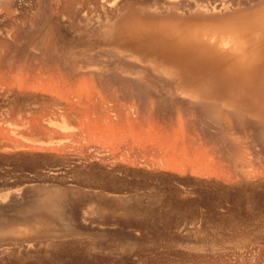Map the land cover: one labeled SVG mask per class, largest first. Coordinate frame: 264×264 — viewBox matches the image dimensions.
<instances>
[{"label":"rangeland","instance_id":"rangeland-1","mask_svg":"<svg viewBox=\"0 0 264 264\" xmlns=\"http://www.w3.org/2000/svg\"><path fill=\"white\" fill-rule=\"evenodd\" d=\"M5 1L4 4H0V18H3L0 19V31L3 26L6 27L7 21H11L13 27L9 34L13 32L12 35L15 37L11 36L15 41L11 36L10 40L9 36L2 37L0 33V40L4 39V47L1 44L3 41H0L2 68H0V197L6 194L8 199L15 198L16 202L10 205L7 200L0 202V264H217L215 260L217 253L221 255L218 256L222 261L223 254V257H226L224 260L228 259V264H236L238 260L234 259L232 253H236L240 247V250L245 249L247 254L245 256H248L244 260L250 258L245 261L251 260L249 255H252L254 261L252 263H264V149L257 144V139L260 137L258 133L235 132L234 135L239 140V151L233 157L223 154L216 146L211 145L212 143L207 144L205 139L202 146L198 145L200 149H197V145L193 147L190 145L193 149L190 146L184 148L183 151L190 158L182 152L185 159L180 161H178L180 158L176 159L174 156L165 157L164 152L157 147L151 148L146 142L140 146L138 144V140L142 139V136H138L140 133L146 138L149 134H153L154 139L158 140L164 138L162 135L165 129L166 135L170 134V130L168 127L159 129L161 131L148 129L150 120L152 125V119L148 118L151 114L147 116L129 107L121 94L114 91L115 86L107 85L108 91H106V85L103 89L104 84L102 86L100 81L99 85V79L97 80L94 75L90 76L91 73L82 72L79 73L80 76H77V73L75 76L72 75L73 78L68 68L65 69L68 72L63 71L67 66L64 60L61 61L64 64L60 63L61 66H58V71L55 69L56 66L50 67L45 60L48 57V52H45L47 49L53 52V49L60 46L61 54L56 49L52 55L58 52L63 57L62 53L66 52L64 56L68 54L74 57V61L76 58L78 64H81V61L82 64L84 61L93 64L92 61L96 62V58L98 63L103 51H107L105 56L107 57L110 53L108 51L112 52L116 49L115 44L101 42L102 39L98 37L89 44L87 27L80 20L78 21L76 9L72 10L76 5L80 14L103 17V12L94 1L71 0L76 3L72 4L69 0L70 2H66L73 6L72 8L69 5V9L63 8V0ZM111 1L104 0L105 3ZM117 1L122 2L120 3L122 6H119L122 9L119 8L117 11L118 16L123 18L122 21L120 20L121 25L127 23L134 26L136 22L144 24L152 22V20L142 22L141 11L148 12L149 9L162 3V0ZM7 5L12 10L11 15L6 14ZM53 7L55 10H52ZM53 14L56 19L53 18ZM58 14L65 19L62 20ZM6 16H9L10 20ZM68 19L71 21L69 22ZM73 19L78 22L75 23ZM78 28L79 32L82 31L84 34L79 33ZM122 28L127 32L125 27ZM54 42V46L57 44L59 46L54 47L52 45ZM133 43L135 42H132L129 48L134 51L141 50L148 54L156 52L157 56L172 53V49L152 35L144 37L139 45ZM6 45H9L8 48ZM40 47L45 48H43L45 51L42 49L44 53L40 52ZM118 47V49H126L125 46ZM12 48L17 50L13 52ZM85 48L86 52L91 48L89 49L91 51H88L90 55L85 54ZM92 54L93 57L96 56L95 59ZM90 57L94 60L91 61ZM4 58L7 61H4ZM30 62L35 63L36 69ZM5 65H30L28 68L32 72L28 68H22L23 72L18 73L19 83L12 77L5 76L7 68ZM43 66L47 71H52L54 67L52 72H48L50 76L46 74L47 71L45 72ZM33 69L38 70V74L33 72ZM2 70L4 73L1 72ZM66 73L72 78H68L70 76ZM33 74H37L39 78ZM40 75L48 77V81H51L55 88L47 78L41 79ZM60 75L67 77L65 81L67 84L64 82L65 77L59 78ZM83 75L85 77L88 75L92 79L89 77V81ZM9 78L10 80H7ZM24 78H26L25 82ZM84 78L86 81L83 80ZM71 79L74 81L73 84ZM95 80H97L95 85L98 84L97 90L91 88L95 87ZM58 82L65 84L58 85ZM85 82L89 84L85 85ZM60 86L64 87L66 93L63 94ZM76 87H79L80 91H78L81 92L84 100H81L80 96V100L77 101L76 95L72 96L76 94ZM87 87L91 88L92 93ZM57 88H60V93ZM99 88L100 93L113 90V93L107 94L113 95L110 98L118 97L117 99L114 97L113 100H119L116 101V105H120L114 107L113 100L109 102V96L107 99L103 97V93H99ZM68 95L70 96L66 99ZM70 100L74 102L71 104ZM55 101L57 106L53 103ZM20 108L25 109V113ZM124 108L127 110L125 111ZM69 109L70 115H67L66 110ZM129 110L132 115L129 114ZM60 112L65 115L64 118ZM142 115L145 116L144 120L141 118ZM152 117L153 121L158 120V117L157 119L154 115ZM25 119L29 123H26ZM62 120L68 122L67 127L62 126ZM140 121L143 127L139 126ZM144 121L148 126L144 127ZM33 125L37 126L36 129ZM146 129L149 130L148 133L151 130L153 133H145ZM62 136L66 138L60 145L62 147L58 148L56 145L59 143L55 140ZM50 145L55 147L52 148ZM190 150L194 154V151L200 152L191 155ZM88 171L98 175L102 172L101 174L104 173L107 177L111 175L110 177L122 190L116 194L121 195L122 202L125 204L127 202L126 206L130 210H121L119 201L110 196V192L109 195L100 196L99 189L93 185L94 176L92 174L88 176ZM55 186L67 191L63 205L65 220L63 216L60 219L45 215L17 216L12 213L13 210H10L13 206L15 208V205H24L26 200L33 198L38 190ZM165 198L173 200L176 204L170 206L164 203ZM94 199L106 203L107 206L111 205L113 209L95 212L90 205L92 204L90 200ZM18 226L28 229L15 233L9 229Z\"/></svg>","mask_w":264,"mask_h":264},{"label":"bare ground","instance_id":"bare-ground-1","mask_svg":"<svg viewBox=\"0 0 264 264\" xmlns=\"http://www.w3.org/2000/svg\"><path fill=\"white\" fill-rule=\"evenodd\" d=\"M63 1H64L63 8L65 9H69V5L72 6V4H76L73 2L74 0L73 1L70 0L72 4L68 3L70 2L69 0H63ZM93 1L98 6L99 10L103 12L102 13L103 17L102 16L90 17L84 14H80L76 5H74V8L72 6L73 8L72 10L76 9V12L78 13L76 14L78 16L77 17L78 21L80 20V22H82L87 27V36L89 37V44H92L93 39L95 37H98L102 39L101 42H105L107 44H115V48L117 50L116 49L112 50V52L108 51V53L109 52L110 53H109V56L107 57H105L107 55V51L106 50H105L106 52L103 51L102 54L105 58L103 56H100L103 58L99 57L98 59L100 62L98 63H97L98 61L97 58H96V62L92 61V59L96 57L95 55L93 57V54H92L93 58L91 57L90 58L93 64H91V62L87 63L86 61H84L83 64H82V61H81V64L80 63L78 64V62L76 63V58L74 61V57L68 56V54L64 56L66 52L62 53V55L64 54L63 57L60 56L58 52H57L58 55L57 53H54L56 55H52L54 50L56 51V49H58L57 51H59L60 50L59 48H61V46L59 48L57 47L58 44L54 46L53 44H55V42L52 43V45L57 48L53 49V52L49 51L50 49H47L45 51L44 50L45 46L43 47L44 49L40 47L41 51L40 50L39 51L43 52L44 50L45 52H48L47 54L48 57L47 59H45L46 63L48 62L47 64L50 67L51 65H53L54 67L56 66L55 67V69H57L56 71H58V66H61L60 64L62 63L61 61L64 60L68 67L65 65L66 67L64 66L65 68L64 70L63 69L62 70L64 72L69 71V74H71V76L72 75L75 76V74L77 73H78L77 76L78 75L80 76L81 74L79 73L84 72L85 74V72L86 73L89 72L92 74L90 76L94 75L97 78V80L99 79L98 81L99 85H100V81L102 82L101 83L102 86L104 84L103 89L106 85V88H105L106 91H108L107 85L108 86L112 85L113 87L115 86L114 91L121 94V97L125 100V103L127 102L129 107H131L135 111L138 110L140 113L143 112V114H147V116L151 114L150 117H148L152 119V125H151V120L149 124V126L151 125V128L145 122L146 120L143 122L144 127L148 126L147 128L148 129L153 128L152 130L154 129L159 130L163 127L165 128L168 127V129L170 130V134L166 135L165 133L167 132L165 131L167 130L165 129L164 135L166 136L162 135L163 134L162 132L161 135L164 138L162 137L163 139L159 138L160 140L159 139L156 140V138L154 139L153 134L152 135L149 134V133H153L152 130L151 132L148 133L149 130L147 131L146 129L145 133L147 132L149 136L150 135L151 136L150 137L148 136V138H146V137H143L144 134L141 135L140 133L138 136H142L141 141L143 140V138H145L144 141L142 142L138 140V144L140 146H142L146 142L147 144H149L148 146H150L151 148L157 147L162 152H164L165 157H168L169 155L174 156L176 159L180 158L178 159V161H180L181 159L183 160L185 159L182 156V152H184L183 151L184 148H187L190 145L192 147L196 145H197L196 147H198V145L202 146L201 144L203 140L205 139L207 144L212 143L211 145L216 146L217 149L222 151L223 154L230 155L231 157H233L239 151V148H238L239 140L238 138L235 137L234 133L242 132L243 134L245 133L248 134V133L256 132L260 136L259 139H257L258 140L257 144H259V146L264 149V0H162V3L159 6H155L152 9H149L150 11L148 12L141 11V16H142L141 21L145 22L146 20H152V22H148L145 24L136 22L135 26L128 25L127 23L126 25L125 24L121 25L120 20L122 21L123 18L118 16L117 11L120 8L119 6L122 4V2L117 1V0H113V1L110 0L111 2L109 3H105L104 0H96V1L93 0ZM5 2H6L5 0H0V4H4ZM52 5L56 6V4L54 3H52ZM7 7L8 5L5 7V9ZM56 7H58V5ZM53 8L52 10H55V8L54 9ZM62 9L61 11H63ZM5 11H6V14L8 13L7 15H11L12 10H10L9 7ZM65 14L64 15L62 14V15L66 17ZM58 15L60 16V14ZM15 16H17V14ZM54 16L55 15L53 14V18ZM67 17H68V14H67ZM70 18H74V17H70ZM0 19L3 20V18H0ZM7 19L10 20L9 16L7 17ZM63 19L65 18H62V20ZM68 20H66V22ZM70 21L71 20H69V22ZM73 21H75V19H73ZM78 21H75V23ZM5 25L6 27L3 26L0 33L2 37L9 36L8 38L10 40V36L12 35L13 32L11 34L9 33L11 32V27H13V24L11 23V21H7ZM122 27H125L127 29V32L123 31ZM77 30L79 32V28ZM14 33H15V30H14ZM151 35L154 36L158 41L163 42L170 49H172V53L171 54L169 53L167 55L157 56L156 52L148 54V53L142 52L141 50L134 51L133 49L129 48L130 47L129 45H131L132 42H135L133 44L139 45L142 39H144V37L151 36ZM13 37L11 39H13ZM8 38L6 39L8 40ZM3 40H0V41H3ZM13 40L15 41V39ZM11 42L14 43L13 41ZM1 44L4 47L3 45L4 41ZM9 45H6V47L8 48ZM11 45L14 46L15 44H11ZM118 46H125L126 49H118L119 48ZM89 49L87 50V52H86V48L84 49L86 52L84 53L86 55L89 54L88 51H91ZM15 50L13 49V52ZM59 52L61 54V51ZM94 54H95V51H94ZM57 56H60V58ZM41 58H44V57H41ZM100 59H102L103 61H101ZM4 61H7V60L4 58ZM8 61L12 63L10 60ZM34 62L36 63L37 61L34 60ZM26 63L29 64L28 62ZM35 63L32 64L30 62V64L32 65H35ZM41 64L44 65V63H41ZM102 65H106V66H102ZM45 66H43L42 68H45ZM5 67H7L5 71V74H6L5 76H8L10 78L12 77L14 81L17 80L18 82L19 81L18 73H22L23 72L22 68L26 69L30 67V65H26V66L25 65L24 66L23 65H15V66L5 65ZM53 68L51 69L52 71H53ZM34 69H36V65ZM34 69H33V72H37L38 74V70L34 71ZM65 69H67L68 71ZM28 70H30V68H28ZM30 71L32 72V70ZM30 71H29V74L31 75ZM46 71H47V68H45V72ZM49 71H47L46 74H48ZM1 72H3V70ZM56 73H59V72H56ZM37 74L35 75L33 74V75L36 76ZM46 74L45 76H48V75L50 76V73L48 75ZM59 74H61V72ZM52 75H55V73L54 74L52 73ZM64 75H60V77L59 76L58 77L59 78H61L62 76L65 77ZM71 76L68 78L73 77ZM83 76L85 77V75ZM40 77L41 79L45 78V80L47 78V81H48V77H43L41 75ZM51 77L53 79V76ZM86 77L89 80L88 75H86ZM10 78L7 80H10ZM66 78L67 77H65V79ZM85 78L83 79L84 81H86ZM25 79L26 78H24V82H25ZM30 79L32 80V78ZM30 79L28 80L29 83H30ZM54 79H55V76H54ZM62 80L63 79H61V81ZM97 80H95V83H94L95 87H91L92 89L95 88L97 90L96 86L98 87V84L95 85ZM34 81L32 83H34ZM55 81H57V79H55ZM61 81L59 80V82ZM65 81H67V79L64 80V82ZM48 82L51 83V81H48ZM59 82H58V85L60 84ZM71 82L73 84L74 81H72L71 79ZM44 83L43 85L46 84ZM62 83L60 85H63L66 82L63 84ZM69 83H70V80H69ZM87 83L85 82V85ZM6 84H8V82ZM66 87H69V86L66 85ZM89 88L87 87V89ZM91 88L89 90L90 92L92 91ZM100 88L102 89L101 86ZM100 88H99V93H100ZM8 89L10 90V87ZM57 89H59V93H60V88H57ZM78 90H79V87H76V94H72V96L76 95L75 100L77 99V101L80 100V96H81V100H84L82 99L83 96L80 94L81 92L79 93L80 90L79 91ZM64 91L65 90L63 87L62 88L63 94L66 93ZM72 91L74 92V90ZM112 91L113 90H109V92L104 91V93L107 94ZM69 92H70V89H69ZM104 93L102 96L106 97V99L108 96L109 98L110 96H113L112 94L106 95ZM87 94H89V92ZM69 96L70 95H68L66 99H68ZM114 97L110 99L108 98V101L113 100ZM115 98L117 99L118 97H115ZM90 99L93 100V98H90ZM94 99H98V98H94ZM113 101L112 103H115L114 107H116L117 105H120V104L116 105L117 103L116 101H119V100H116L115 102ZM55 102L53 103L57 106V102L56 103ZM69 102H71V104L73 103L71 100ZM112 103L110 104L113 105ZM68 108H70V106H68ZM122 108L121 110L122 112H124ZM25 109L24 110L22 109L24 113H25ZM65 109L66 108H64V110ZM118 109L120 110V108ZM73 110L76 111L75 108ZM124 110L126 111L127 108L126 109L124 108ZM26 112H27V109H26ZM66 112H67V115H70V109L69 111L66 110ZM55 113L57 114V112ZM131 113L132 112H130L129 114L132 115L133 113L132 114ZM63 115L62 117L64 118L65 115L64 116ZM152 115H154L156 119L158 117V120L153 121ZM142 116L143 117L141 118H143L144 120L145 116L144 115ZM64 120H62V123H63L62 126L67 127L68 122H65ZM32 121H33V116H32ZM25 122L29 123L28 120H26ZM139 123H141V125L139 124V126L143 127L142 122L140 121ZM38 124H40V120ZM36 125H33L35 126V129L37 127ZM39 128H40V125H39ZM159 131L157 132V135ZM161 135L159 134V136ZM66 136L59 137L57 140H55L56 143H59V145H56L58 146V148L60 145L63 144V141L65 140ZM200 139L202 141H200ZM50 146L52 147V145ZM191 146L190 148H192ZM53 147L55 146L53 145ZM199 147L197 149H200ZM194 150H195V147H194ZM190 151H191L190 153L191 155L194 154L192 153L193 152L192 150ZM194 152L195 154H198L200 151L198 153H196V151ZM186 153H188V151H186ZM184 155L187 156L185 152H184ZM187 157L186 159L188 160V158L190 157L188 158ZM197 159L195 160L197 161ZM191 162H194V161H191ZM91 170L94 171V169H91ZM88 173H89L88 176L91 174L94 176L93 185L99 189L98 194L100 196L109 195V192H110L111 193L110 196H113V198H116V200L119 201L118 205L121 210L123 211L130 210L126 206L127 202L126 204L122 202L121 200L122 198H120L121 195L116 194V192L120 193L122 190L119 189L120 186L118 187L117 184L114 182L113 178L110 177L111 175L107 177L104 175V173L101 174L102 172L100 173V175L95 174V172L93 173V172L88 171ZM66 194H67L66 189H63L60 186H55L51 188H48V187L42 188V190L37 191V193L33 196V198L29 200L27 199L24 205H17V206L15 205V208L13 206V208L10 210H13L12 213L14 212V214L17 216H22V215L27 214V215H35V216L42 217L45 215V216H51L53 218L60 219L62 218L64 214L63 205L66 200L65 199ZM21 195L23 196L24 193ZM7 197L8 196L6 194L2 195L0 197V202L3 203V202H6L7 200L9 205L14 204L16 202L14 201L15 198L8 199ZM168 200L167 198H165L163 202L170 206L176 204L173 200L172 201L171 200L168 201ZM90 201H91L90 203H92L90 204L91 208L95 212L103 210V209H108V210L113 209L111 205L107 206L106 203L101 202L100 200L94 199ZM21 218H24V217H21ZM63 218H64L63 220H65L64 216ZM24 228L25 229L18 226L15 228L11 227L9 229L15 233L18 231H25L28 229L27 227H24ZM240 249L236 253L234 252L232 253V255L234 256V259L239 261L238 264L240 263L241 264L243 263L244 264H255V263H252L253 256L249 254L248 255L251 256L252 259L249 261H245L246 259H250V258H246L244 260V258L248 256H245L246 252L244 248L243 250H240ZM218 255L220 254L217 253L216 255L217 259L213 257V259L217 261V264H228L227 262L228 259L227 261L224 260L226 257H223L224 256L223 254H222V258H224L223 261L222 259L219 258L221 255L220 256ZM216 261L214 262L216 263ZM238 261H236V264Z\"/></svg>","mask_w":264,"mask_h":264}]
</instances>
